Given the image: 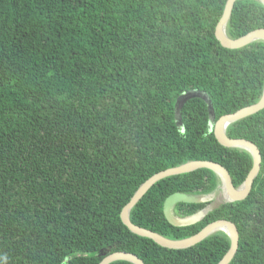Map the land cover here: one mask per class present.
<instances>
[{
  "label": "trees",
  "instance_id": "obj_1",
  "mask_svg": "<svg viewBox=\"0 0 264 264\" xmlns=\"http://www.w3.org/2000/svg\"><path fill=\"white\" fill-rule=\"evenodd\" d=\"M227 0H0V264H99L125 252L143 264H218L230 247L215 233L186 250L132 234L122 209L148 179L190 162H212L235 189L250 155L218 144L215 123L255 105L264 84V42L227 50L215 28ZM264 29L258 0H238L231 40ZM177 118V120H176ZM254 144L261 167L244 201L178 204L200 220L173 227L163 204L179 193L205 198L220 187L209 170L155 184L130 222L171 241L217 221L232 223L230 264H264V110L226 129ZM113 264H130L116 262Z\"/></svg>",
  "mask_w": 264,
  "mask_h": 264
},
{
  "label": "water",
  "instance_id": "obj_2",
  "mask_svg": "<svg viewBox=\"0 0 264 264\" xmlns=\"http://www.w3.org/2000/svg\"><path fill=\"white\" fill-rule=\"evenodd\" d=\"M238 0H227L224 6V10L221 18L219 19L215 28V39L220 46L227 50H239L247 47L255 42H264V29L255 30L237 40H231L226 34V27L230 19L234 4ZM264 7V0H258ZM191 99H200L206 103L208 109V126L209 130L213 133L218 144L227 149H238L247 152L252 159V168L248 173L244 183L235 189L228 172L218 164L212 162H190L180 167L169 169L158 173L148 179L139 189L135 192L128 204L122 209L120 218L122 224L134 235L146 238L153 241L158 246L168 250H186L201 243L204 239L215 234L216 232L224 233L229 241L230 247L218 264H230L233 260L238 249V233L236 227L227 221H217L207 225L195 236L181 240L171 241L165 239L151 231L144 230L134 226L129 220L130 211L138 204V202L144 197V195L158 182L170 177L190 174L198 170H209L213 172L220 180V190L224 197L225 203H235L244 201L250 194L254 180L259 174L261 167V155L258 148L249 141L246 140H231L226 136V129L228 126L244 120L250 116H253L260 111L264 110V84L260 100L250 107L241 109L234 114L221 117L216 123L214 121L213 110L207 97L198 91L188 92L180 96L175 105V112L177 113L178 107L184 105ZM177 120V118H176ZM198 197L188 196L185 194H173L169 196L163 204V215L165 220L173 227H186L193 223H187L186 219H180L174 216V207L178 204H201L204 202L198 201ZM202 218L207 214V210H204ZM200 213L198 215H201ZM201 218V219H202ZM200 221V219H199ZM116 262H127L130 264H143V262L135 255L118 252L110 255H104L103 260L99 264H113Z\"/></svg>",
  "mask_w": 264,
  "mask_h": 264
},
{
  "label": "rangeland",
  "instance_id": "obj_3",
  "mask_svg": "<svg viewBox=\"0 0 264 264\" xmlns=\"http://www.w3.org/2000/svg\"><path fill=\"white\" fill-rule=\"evenodd\" d=\"M197 199H199L198 201H201V202H211V201H213V204L222 203V202L225 201L224 197H223V195L221 193L220 187H219V190L215 194H212V195H210L208 197H205V198L198 197ZM209 209H210V207H209ZM201 213H203V211L200 212V214ZM201 218H202V214L201 215H197L195 217L187 218L186 221H187V223H189V222L190 223H195V222L199 221V219L201 220ZM216 233H218V232H216Z\"/></svg>",
  "mask_w": 264,
  "mask_h": 264
},
{
  "label": "flooded vegetation",
  "instance_id": "obj_4",
  "mask_svg": "<svg viewBox=\"0 0 264 264\" xmlns=\"http://www.w3.org/2000/svg\"><path fill=\"white\" fill-rule=\"evenodd\" d=\"M205 210H207V212L210 210L209 208H206Z\"/></svg>",
  "mask_w": 264,
  "mask_h": 264
}]
</instances>
